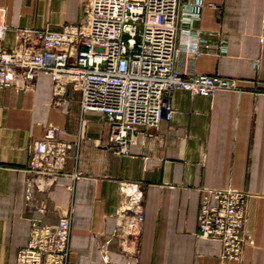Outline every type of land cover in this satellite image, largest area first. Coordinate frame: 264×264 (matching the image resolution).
<instances>
[{
    "label": "crops",
    "instance_id": "crops-1",
    "mask_svg": "<svg viewBox=\"0 0 264 264\" xmlns=\"http://www.w3.org/2000/svg\"><path fill=\"white\" fill-rule=\"evenodd\" d=\"M85 1L0 0L8 25L1 45L39 47L20 29L79 22ZM194 24L221 43L213 39L199 57L181 52L178 68L236 78L240 87L212 97L175 89L172 119L140 126L127 155L109 145L108 117L83 111L71 84L55 95L41 72L27 87L0 89V264H19L34 220L56 224L66 213L69 264H221V242L197 233L202 194L217 189L248 194L250 242L228 263L264 264V0H204ZM52 126L72 148L52 189L30 191L32 149Z\"/></svg>",
    "mask_w": 264,
    "mask_h": 264
},
{
    "label": "built area",
    "instance_id": "built-area-1",
    "mask_svg": "<svg viewBox=\"0 0 264 264\" xmlns=\"http://www.w3.org/2000/svg\"><path fill=\"white\" fill-rule=\"evenodd\" d=\"M204 0H86L82 19L60 30L33 32L40 46L22 44L7 49L1 41L8 30L6 8L0 6V89L24 88L39 73L49 74L55 95L71 84L81 93L83 111H98L110 122L109 145L118 154L130 153L140 126L157 128L171 120L175 89L212 97L219 90L238 89L239 80L218 74L182 71L181 52L199 57L220 35H207L194 22ZM221 51L226 50L220 44ZM72 145L47 127L32 149L30 191L48 192L63 173ZM246 191L209 190L202 194L198 235L221 242V264L240 261L250 242ZM143 214L136 213L132 232L139 231ZM72 213L56 224L32 222L28 245L17 255L19 264H69Z\"/></svg>",
    "mask_w": 264,
    "mask_h": 264
}]
</instances>
